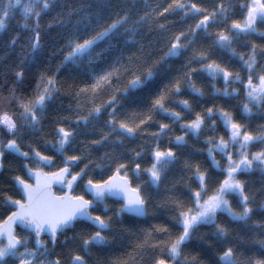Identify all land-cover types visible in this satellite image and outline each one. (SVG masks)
Wrapping results in <instances>:
<instances>
[{
    "label": "snow or ice",
    "instance_id": "snow-or-ice-1",
    "mask_svg": "<svg viewBox=\"0 0 264 264\" xmlns=\"http://www.w3.org/2000/svg\"><path fill=\"white\" fill-rule=\"evenodd\" d=\"M0 264H264V0H0Z\"/></svg>",
    "mask_w": 264,
    "mask_h": 264
},
{
    "label": "trees",
    "instance_id": "trees-1",
    "mask_svg": "<svg viewBox=\"0 0 264 264\" xmlns=\"http://www.w3.org/2000/svg\"><path fill=\"white\" fill-rule=\"evenodd\" d=\"M20 18V14H19V11L17 10V12H16V15H15V18L11 21V24H12V26L14 27L15 26V24H16V20H18ZM238 51H242V49H237ZM228 57L227 56H225L224 57V59L226 60ZM31 73H29V78L31 77ZM201 83H206V80H204V79H199L198 78V80H197V85L199 86ZM218 87H222V84H220V85H217ZM235 86V85H234ZM182 98H187V97H182ZM218 103H220L221 101H217ZM201 103H203V101H201ZM237 103H239V99H237V100H233V101H231L230 102V104H229V107H233L235 104H237ZM157 119H160V117H157ZM166 122V121H165ZM255 123H258V121L257 122H254V124ZM151 130H153V129H149V131H151ZM175 134H177V135H179L180 133H179V131L177 130V132L175 133ZM138 142V141H137ZM190 143H191V141H190ZM253 151H256L257 150V148H253L252 149ZM10 158V157H9ZM219 158V157H218ZM55 191H57V192H59V190H57V189H55ZM151 211V210H150ZM162 219H163V215L160 217V218H158V219H148L147 221H142L141 222V224H140V226L141 227H145V228H147L150 224H159V223H161L162 222ZM207 229H201V231H206ZM61 239H63V237H61ZM56 251L57 252H60L61 251V249L60 248H57L56 249ZM66 251V250H65ZM95 258V257H94Z\"/></svg>",
    "mask_w": 264,
    "mask_h": 264
},
{
    "label": "flooded vegetation",
    "instance_id": "flooded-vegetation-1",
    "mask_svg": "<svg viewBox=\"0 0 264 264\" xmlns=\"http://www.w3.org/2000/svg\"><path fill=\"white\" fill-rule=\"evenodd\" d=\"M54 189L60 190V187H55Z\"/></svg>",
    "mask_w": 264,
    "mask_h": 264
},
{
    "label": "water",
    "instance_id": "water-1",
    "mask_svg": "<svg viewBox=\"0 0 264 264\" xmlns=\"http://www.w3.org/2000/svg\"><path fill=\"white\" fill-rule=\"evenodd\" d=\"M55 187H60L59 185L55 186Z\"/></svg>",
    "mask_w": 264,
    "mask_h": 264
},
{
    "label": "bare ground",
    "instance_id": "bare-ground-1",
    "mask_svg": "<svg viewBox=\"0 0 264 264\" xmlns=\"http://www.w3.org/2000/svg\"><path fill=\"white\" fill-rule=\"evenodd\" d=\"M55 190V189H54Z\"/></svg>",
    "mask_w": 264,
    "mask_h": 264
}]
</instances>
